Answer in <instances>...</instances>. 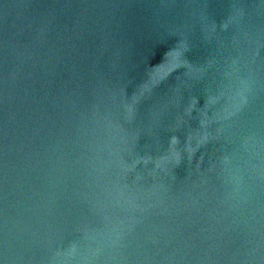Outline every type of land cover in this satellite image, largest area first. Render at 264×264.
I'll list each match as a JSON object with an SVG mask.
<instances>
[{
    "label": "water",
    "instance_id": "95a60500",
    "mask_svg": "<svg viewBox=\"0 0 264 264\" xmlns=\"http://www.w3.org/2000/svg\"><path fill=\"white\" fill-rule=\"evenodd\" d=\"M0 264H264V0H0Z\"/></svg>",
    "mask_w": 264,
    "mask_h": 264
}]
</instances>
